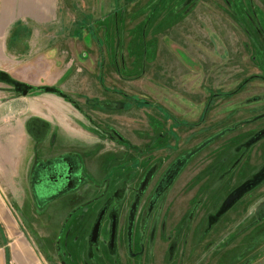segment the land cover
Wrapping results in <instances>:
<instances>
[{"label":"rangeland","instance_id":"1","mask_svg":"<svg viewBox=\"0 0 264 264\" xmlns=\"http://www.w3.org/2000/svg\"><path fill=\"white\" fill-rule=\"evenodd\" d=\"M60 6L62 24L36 30L32 50L11 52L15 81H0V102L12 94L38 101L32 96L46 92L88 104L89 124L101 139L89 150L95 162L89 171L110 197L148 170L147 180L172 165L180 173L172 188H163L147 227L133 219V189L125 193L115 207L119 225L107 230L101 217L96 232L104 229V248L92 245L84 264H264V180L223 209L235 186L264 164V136L252 139L264 127V0H62ZM82 25L97 41L93 53L89 48L86 99L67 91L73 75L58 84L45 78L70 66L72 54L53 69L59 27ZM62 49L58 56L68 53ZM203 171L207 189L197 197L183 178ZM103 197L97 193L90 208Z\"/></svg>","mask_w":264,"mask_h":264},{"label":"crops","instance_id":"2","mask_svg":"<svg viewBox=\"0 0 264 264\" xmlns=\"http://www.w3.org/2000/svg\"><path fill=\"white\" fill-rule=\"evenodd\" d=\"M61 1L0 0V81H15L11 52L32 50L30 38L36 30L62 24L65 14L61 12ZM82 27L74 31H70L71 27H59V44L54 43L50 55L53 69L61 67L72 54L70 66L62 73L57 71V77L53 74L45 78H53L57 84L72 79L73 87L67 84V91L86 99L90 92L89 48L93 53L97 41H89V28ZM66 28L72 35L67 38L63 32ZM61 47L68 53L58 56ZM9 64L8 69L5 65ZM74 65L80 70L70 74ZM83 86L87 91L79 89ZM0 92L5 90L1 88ZM3 98L9 101L0 102V264H8L10 258L17 264H84L83 260L89 258L96 209L103 206L109 194L108 189H100V183L89 171V162L95 163L89 159V150L94 144H101L89 124V105L79 102L77 107L46 92L32 96L38 101H24L29 96L13 94ZM65 155L78 162L79 179L68 186L72 191L56 199L42 200L33 187L34 177L45 168V163ZM100 192L104 197L91 209Z\"/></svg>","mask_w":264,"mask_h":264},{"label":"flooded vegetation","instance_id":"3","mask_svg":"<svg viewBox=\"0 0 264 264\" xmlns=\"http://www.w3.org/2000/svg\"><path fill=\"white\" fill-rule=\"evenodd\" d=\"M255 134L257 135L255 137L252 136V139H255L257 136H260V138H262L264 136V127L263 129H259L258 132H255L253 135ZM257 140L252 141L251 143L248 144V146L252 147L253 144L257 142ZM183 141L184 144H186V139H183ZM141 160H143V163H145L146 161L149 160V155L142 156L136 159L134 161L135 165L137 166L140 163L142 164ZM78 166H79L78 162L74 160L73 157L70 155L60 156L59 158H55L53 161H49L45 163L43 166L45 168L43 170L41 169L38 175L34 177L32 182L33 187L36 190V194L42 200L49 201L51 199H56L60 196H63L69 191H72L71 188L68 186H72L79 179L80 171ZM175 168L176 166L172 165V168L168 170V172L165 173L163 172V174L160 176L158 175V173L157 174L155 173L153 174L151 179L147 180V176L150 175L149 174L150 172L148 170L146 173H144V175L141 178H139L140 181H137V184L135 186H131L129 180H125L123 183H121V185L117 187V189L113 192V195L114 194L115 195L113 197L110 196L107 197L106 202L103 204V211L102 212L97 211L96 213L94 225L92 227V234H91V240L94 243L91 241L90 247L94 245L101 250L104 248V242L103 240H101L103 239L104 229L103 231L100 230V233L98 234V232H96V225L98 221L101 220V217L103 215L105 216V219L102 220V223L103 224L107 223L106 226L107 230H109V226H111L112 222H115L116 226L117 224L119 225L121 218L120 209L116 210L115 207L119 205V202L121 201V198L125 193H126L125 198L128 196L129 193H132L131 192L132 189H133V193H132L133 195L132 194L131 195L134 196L133 198L137 202L135 208L137 212L133 213L134 214L133 219H136L137 216H139V219L143 224L142 227L145 226L147 227L148 219L150 220L152 218L153 210L156 207V203L158 205V203L160 201L162 202L164 199L163 194H161L163 192V188L166 187L168 191L180 178L179 177L180 173L177 172V169L175 171ZM263 180H264V164L262 165L261 170H257L256 172H254L247 180L235 186V188L232 191L239 188L240 186L243 185L247 186V184H251V186H248L247 190L244 191L245 194L249 190H252L255 187H257L259 184H261ZM206 181L207 180L204 171L199 172L197 174L191 173L187 175V182L183 178V185L185 189L192 188L196 190L197 197H200L201 195L203 196L205 189H207ZM120 192H122L123 194H120ZM151 207L152 209L149 210V208ZM224 210L226 209L224 208ZM101 234H102V238H101ZM107 238H108L107 240H109V236H107Z\"/></svg>","mask_w":264,"mask_h":264},{"label":"water","instance_id":"4","mask_svg":"<svg viewBox=\"0 0 264 264\" xmlns=\"http://www.w3.org/2000/svg\"><path fill=\"white\" fill-rule=\"evenodd\" d=\"M24 93H27V89L24 91ZM251 186V184H247V186H242L241 188H238L223 204V209H227L229 208L232 204H234L239 197L242 196V194L244 193L245 190H247V187ZM259 210L261 212H263V216H264V203L262 205H260Z\"/></svg>","mask_w":264,"mask_h":264},{"label":"trees","instance_id":"5","mask_svg":"<svg viewBox=\"0 0 264 264\" xmlns=\"http://www.w3.org/2000/svg\"><path fill=\"white\" fill-rule=\"evenodd\" d=\"M231 94H233V92H231ZM127 95H128V94H127ZM139 99H140V98H139ZM139 99H135V101H139V103H147V104L150 103V104H152V105L154 104V102H151V101H147V102L143 101V102H142V101H140V100H143V99H140V100H139ZM200 120H202V119L200 118Z\"/></svg>","mask_w":264,"mask_h":264}]
</instances>
